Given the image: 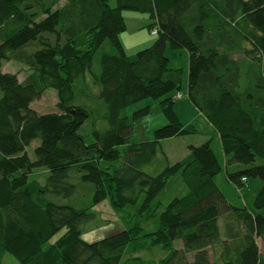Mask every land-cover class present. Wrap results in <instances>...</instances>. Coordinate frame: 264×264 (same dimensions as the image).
<instances>
[{
    "label": "trees",
    "instance_id": "trees-1",
    "mask_svg": "<svg viewBox=\"0 0 264 264\" xmlns=\"http://www.w3.org/2000/svg\"><path fill=\"white\" fill-rule=\"evenodd\" d=\"M115 1L0 0V66L14 60L29 70L19 80L0 67V264L6 254L17 264H118L129 243L146 238L144 246L159 244L169 254L130 264H264L257 243L264 250V0ZM123 10L147 14L157 33L132 55L119 39ZM105 43L112 52L102 50ZM167 44L187 51V98L217 131L229 179L238 188L249 176L261 180L253 210L229 203L217 186L222 166L209 141L189 145L186 157L155 175L142 169L154 162L162 139L196 131L174 110L180 69L169 67ZM98 52L93 82L107 125L85 144L78 130L89 111L76 103L74 84L92 70ZM47 88L56 91L57 111L38 113L30 103ZM148 97L159 100L166 123L153 139L130 142L124 109ZM148 112L145 106L132 117ZM36 138L31 160L25 148ZM101 160L121 165L102 167ZM38 167L48 170L43 183L30 178ZM72 171L92 184V204L107 199L122 209L143 195L138 214L147 219L156 216L157 196L170 177L179 173L188 191L157 215L154 230L135 223L86 242L81 228L94 213L46 198L75 191Z\"/></svg>",
    "mask_w": 264,
    "mask_h": 264
},
{
    "label": "rangeland",
    "instance_id": "rangeland-1",
    "mask_svg": "<svg viewBox=\"0 0 264 264\" xmlns=\"http://www.w3.org/2000/svg\"><path fill=\"white\" fill-rule=\"evenodd\" d=\"M111 6L116 5L115 0H109ZM122 16L125 20L126 28L119 33V39L125 49L127 55H132L138 50L151 44L157 37V33L153 29H149V24L153 20L148 17L147 14L132 11L123 10ZM156 27V25H154ZM103 51L112 52L113 49L109 43L102 45ZM99 53H96L92 70L86 71L84 75L74 84V92L76 95V103L83 104L88 108L89 116L79 128V133L83 136L85 144L92 143L94 141L93 130L102 129L106 127L107 122L103 115L105 114L106 107L104 102L97 97L98 85L93 82V74H98L99 67ZM165 54L169 57V67L180 69V89L179 93L182 95L174 102V110L179 119L187 121L192 118L190 113V107L187 118L183 117L181 112L182 104H190L194 107L197 116L193 118V125L196 131L193 133L184 134L181 136H172L164 138L160 141L161 151L158 152L156 159L153 163L146 164L142 169L151 174H157L167 164H173L179 160H182L189 153V145H200L206 141H209L210 146L217 154V157L221 163V170L215 176V182L219 189L224 194L227 201L235 206H246L248 209L253 210V200L261 187V180L258 177L249 176L246 184L238 188L227 176L224 168V162L220 155V140L216 135V131L209 123L204 119L195 105L187 98V51L184 48H177L171 50L169 44H167ZM240 53L235 54L236 58H240ZM1 71L16 73L19 80H22L29 72L28 68L21 62L10 60L1 61ZM1 94V93H0ZM176 97V96H175ZM56 91L52 88H47L38 99L33 100L30 103V107L38 113L56 112ZM148 106L149 112L144 116L133 119L132 114L134 111ZM124 113L126 114L128 121L131 124V134L129 137L130 142H139L145 140H151L154 138V130L162 127L166 123V119L162 113L159 105V100L152 99L150 97L144 98L135 103L129 104L125 107ZM190 113V114H189ZM199 114V115H198ZM182 122V121H181ZM183 123V122H182ZM214 129V130H213ZM39 144V139L36 138L26 146L25 150L31 160L35 159L34 148ZM118 167L121 165V160L116 161H100V165L105 167L107 165ZM244 166L232 167L230 171L242 169ZM48 175V170L45 167L36 168L31 174L30 178L35 179L40 183H43L45 177ZM70 180L76 184L75 191L70 196H61L55 194H46V198L49 201L67 204L75 208L88 207V210L94 213L93 219L82 225L81 238L86 242H94L99 240L113 232L127 229L138 223L144 228L145 231H152L157 226V215L164 209V207L175 197H181L188 191L187 186L182 182L179 173L173 175L168 179L164 188L157 196L159 202L158 209L156 210V216L149 217L148 219L138 214L140 203L143 199V195L140 196L135 204H128L122 209L113 208L109 201L103 200L96 204H92V192L93 186L91 183L82 181L78 173L71 172ZM66 231V227L60 229L54 234L49 242H54ZM143 243L137 244L134 242L129 243L118 264H130L133 259L140 261L158 262L159 260L167 257L169 250L163 248L161 245L144 246L148 243V239L142 240ZM259 250L264 254L261 240L257 238ZM181 244L176 241L175 247L179 248ZM212 259L211 251L209 252ZM191 258V254L188 255V259ZM2 264H17L16 259L6 254L3 258Z\"/></svg>",
    "mask_w": 264,
    "mask_h": 264
},
{
    "label": "crops",
    "instance_id": "crops-1",
    "mask_svg": "<svg viewBox=\"0 0 264 264\" xmlns=\"http://www.w3.org/2000/svg\"><path fill=\"white\" fill-rule=\"evenodd\" d=\"M189 107H190V113H192V118H190V119H188L187 121H184L183 119H181V121L183 122V124H193L192 122H194L193 121V118H194V116H197V113L195 112V109H194V107L193 106H191L190 104H182L181 105V112H183L182 114H183V117L186 119L187 118V116H189L188 115V112H189ZM189 113V114H190ZM199 115V114H198ZM200 115H202V114H200ZM178 116H179V114H178ZM203 116V115H202ZM204 117V116H203ZM204 119L208 122V120L204 117ZM209 123V122H208ZM209 125L212 127V125L209 123ZM196 129V128H195ZM214 130V129H213ZM215 131V130H214ZM216 135L218 136V133H217V131H216ZM218 138H219V136H218ZM215 153V152H214ZM216 154V153H215ZM220 155H221V158L223 159V162H224V156H223V152H222V149H221V145H220ZM216 156H217V154H216ZM217 159H218V161H219V163H220V160H219V158L217 157ZM221 164V163H220ZM247 206V205H246Z\"/></svg>",
    "mask_w": 264,
    "mask_h": 264
},
{
    "label": "built area",
    "instance_id": "built-area-1",
    "mask_svg": "<svg viewBox=\"0 0 264 264\" xmlns=\"http://www.w3.org/2000/svg\"><path fill=\"white\" fill-rule=\"evenodd\" d=\"M177 98H179L180 97V94H177V96H176Z\"/></svg>",
    "mask_w": 264,
    "mask_h": 264
}]
</instances>
